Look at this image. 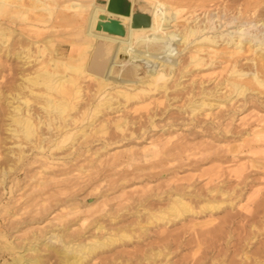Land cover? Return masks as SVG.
Wrapping results in <instances>:
<instances>
[{
    "label": "bare ground",
    "instance_id": "6f19581e",
    "mask_svg": "<svg viewBox=\"0 0 264 264\" xmlns=\"http://www.w3.org/2000/svg\"><path fill=\"white\" fill-rule=\"evenodd\" d=\"M142 1L141 6L144 8L150 26L146 30L143 28L135 29L136 39L133 44L115 40L113 47H106L110 53V61L104 66L103 62L97 59L100 55L98 44L91 48L92 43H95L99 37L97 33H102L105 30L104 19L94 22L91 20V16L93 12H97L109 18L111 12L107 8L105 10L97 9L95 6L96 0H90L89 3L80 0H65L62 3H57V0H0V50L3 47L5 49L9 47L15 32L13 26L18 23L33 29L41 22L47 25V31L50 33L48 37H44L41 41L26 39L27 45H22L13 53H10L9 50L6 53L4 52L6 56L12 55L23 72L26 68L37 66L35 69L20 74L15 93L7 96L6 98L9 97V99L4 101L7 107V122L5 123V130L9 139L7 141L12 144L8 146V152L15 154L16 160L19 161L24 154L25 145L23 143L30 144L31 148L36 149L37 153L41 154L38 156L43 164L41 171H45L47 168L51 170L47 178H40L31 185L32 188H37V193L32 198L19 204V209L24 210L30 205V201H34V203L32 202V224H40L45 220V215L50 214L48 212L54 206L51 200L55 194L62 193L64 189H74V187L82 186V181L79 182L78 179L79 176H75L73 177L75 179H73L70 175H74H72L73 170L79 172L84 167L67 169L68 161L63 157L71 158L68 156L74 153H66V151L72 148L79 139L83 138L82 141L85 142L87 136L92 133L91 131H88V133L87 130L91 125L93 126L99 114L102 115L108 110L111 112L117 111L118 106L124 108L128 103L134 105L135 110L145 109L148 112L145 117L148 125L145 127L140 123L139 129L143 134H147V127H157L155 117L157 115L161 116L167 111L170 112L172 103L180 101L182 102L180 106L174 105L172 107L176 109L177 113L186 116L181 125L200 128L199 131L205 133L216 129L218 134L224 129L230 131L227 123L234 121L235 117L238 119L235 114H242L248 109L264 106V100L260 96L264 94V40L252 44L251 42L254 39L249 36L238 34L235 38L222 39L221 35L208 33L207 23L211 13L208 8L210 6L208 0H177L178 3L176 2L177 4L174 6L173 3L169 4L164 1ZM183 1H191L193 8L188 12L184 11V7L181 5ZM205 1L208 3L205 4ZM232 1L238 2L240 0ZM241 1L244 5L257 2L255 0ZM200 9L204 10L202 17L197 16ZM37 13L43 14L40 22L39 18L34 16ZM241 13L239 10L237 15ZM35 19L36 23L34 22ZM126 21L133 25L134 18H128ZM69 28H79L83 32L91 31L92 33L88 34L90 40H86L84 44L82 43L83 46L81 47H72L66 59L61 60L57 56V59H53V56L59 53L58 48L60 53L67 50V45L61 41L60 34L63 30ZM111 37L112 34L109 33L108 38L111 39ZM191 43L192 45H190ZM71 44H74V42L71 41ZM185 49L186 58L179 59L177 62L176 55L179 51ZM117 56L127 58L129 67L119 70L113 69L112 78L121 82L127 81V83L117 82L120 87L117 86L118 88L111 92L107 90L109 89L110 79H107L106 75L112 66V60ZM241 60L245 61L241 62ZM130 61L140 63V66L141 63L147 66V71L144 72L142 78H137L140 71L139 64L132 65ZM194 70L204 72L201 76L202 79L198 82L192 79L186 86L185 84L181 85L180 79L185 76H192ZM216 78H218V81L212 87H209L207 82L210 83L211 81L212 83V80ZM87 82L88 84H86ZM29 97L41 101L39 108L43 114L42 118L33 116ZM94 98L96 104L92 105L89 102H92ZM114 104H117V106L114 107ZM151 105L153 106L150 108ZM174 108L172 109L174 110ZM200 115L204 119L196 121L195 124L193 121ZM243 117L239 118L240 121L244 120ZM35 118L39 119H37V123L34 122ZM166 118H170V116L168 115ZM83 120H86L87 124L73 131L78 123ZM256 120L257 124L254 127L258 128L252 129L251 132L253 133L264 130L262 129L264 127V117L261 116ZM106 121L104 120L99 128L97 127L100 134L107 131L109 122L106 123ZM202 122L206 123L202 124ZM112 124L114 130L124 133L130 125H135V122L124 117L117 118V121ZM174 125L177 124L171 123L168 125V129H171L168 132L162 129L163 136L156 137L155 140L149 143L147 150H145L150 156L147 160L157 157L159 164H171L175 161H186L190 155L198 152H191L194 149L193 144L191 145L194 142L192 140V142L187 139L178 140L179 142L170 140V137L177 132L176 129H172ZM42 127L45 132L41 131ZM103 147L105 149L102 150H106V146ZM197 148L196 150H198ZM203 148L202 151L205 152ZM202 151L199 152L202 153ZM58 153H64V155L57 156ZM203 155L205 154L203 153ZM38 157L35 159L38 160ZM243 168L245 167L242 165L232 168L231 175L235 179L241 178ZM259 168L261 174L264 175V163H261ZM167 169L172 175L165 180L166 185H170L171 182L174 184L180 180L188 181L192 178L176 177V169ZM9 170H12V168L9 167L7 171ZM0 176H2L0 186L4 188L2 185L5 181V171ZM148 176L155 177L156 175L151 174ZM200 176H206V186L217 181L219 174L213 168L202 170L198 177ZM127 180L124 176L119 181L124 182ZM239 186L240 182L232 188L226 186L224 189L219 185H215L212 187L206 186L203 191H198L192 185L187 184L184 186L175 183L170 185L166 191L152 193L154 200L160 201L163 197L167 199L165 206L162 205L154 210L149 209L147 207L149 197H144L138 201V205L142 206L141 209L137 207L134 213L137 217H141L142 213L147 214L146 224L156 225L161 223V226L165 229L168 223L183 219L186 215L196 217L198 213L204 211L212 213L213 210H219L223 205H228L231 208L233 206L232 200L226 203L225 201H216L214 198L216 195L229 198V196L240 191ZM124 189L125 185H121V192ZM256 194L259 196L254 209L256 212L243 216V219L249 216L248 219L251 220L255 214L264 213V191H257ZM76 198L71 196L63 201L53 199L55 204L62 202L61 205H65L69 202L61 208L66 209L64 212L56 213L57 215L53 216L52 221L59 222L55 224V228L50 227L51 229L45 232L41 231L40 234L33 232L23 245H17L12 242L13 240L4 239L0 249L14 255L11 262H5V264H40L41 258L38 254L40 247H44L45 251L53 253L56 259L54 264H85L88 260L93 259L98 251H104L114 245L116 241L132 238L131 233L121 230L113 235H107L106 233L98 237L93 234L87 240L80 239L79 234L71 232V230H74L71 229V226L77 221L78 225L82 226L83 221L88 216L79 217L75 222L67 220L68 225L64 222V219L68 216L80 213V205L75 202ZM192 198L201 200L198 209L191 204ZM226 198L223 199L226 200ZM105 204L106 202L103 201L101 205L104 207ZM92 205L90 206L92 207ZM16 213L14 212L13 215ZM108 218L110 221H116L117 219L116 216L112 215H109ZM50 221L51 219H49ZM226 222H231L230 218L212 225V228L208 230V235L211 233L214 236L213 233L225 227ZM140 223L141 221L138 220L137 227L145 233L146 227ZM25 224L29 226L30 221ZM93 227L95 232L104 230V225L99 221H95ZM228 229L227 232H229ZM41 238H44V240H41ZM203 238V233L197 234L195 244L200 247ZM260 245L258 258L252 259V264H264V259H262L264 258V244ZM234 247L237 248L235 244ZM167 254L169 252L164 254L163 248L150 249L142 257V260L145 261V264H161V261H157V259L161 255L166 258L168 257ZM248 258L250 257L244 253L239 261L232 264H244ZM216 261L215 259L213 262L216 263ZM217 264H224V261Z\"/></svg>",
    "mask_w": 264,
    "mask_h": 264
},
{
    "label": "rangeland",
    "instance_id": "374dc122",
    "mask_svg": "<svg viewBox=\"0 0 264 264\" xmlns=\"http://www.w3.org/2000/svg\"><path fill=\"white\" fill-rule=\"evenodd\" d=\"M64 1L65 0H57V3H62ZM80 1L87 3L90 2V0ZM156 1H164L169 4L173 3V6L178 3L177 0ZM255 1L257 2H251L250 4L244 5L241 0L238 2H233L232 0H208V5H210L208 8L211 12H209L211 16L209 15V21L207 23L208 33L221 35L222 39H228L231 37L235 38L238 34H241L253 38L254 40L251 42L252 44L256 41L260 42L264 40V24H262L264 23V0ZM208 2L205 1V4ZM108 4L109 0H96L95 6L97 9L105 10L106 8L108 9ZM142 4V0H124V5H129L127 13H114L108 9L111 12L109 18H106L105 15L97 12H93L92 16L90 15L91 20L94 22L104 19V32L107 31V33L112 34L110 39L108 38L109 35L101 36L100 33H97L99 37L95 43L93 42L91 45L92 48L94 45L96 46L98 44L97 46L100 49V55L97 59L102 61L104 66L110 61V53L106 47H113L112 45H114L117 40L119 42L133 44L136 39L135 29L143 28L146 30L150 26L149 20L144 24L142 20L135 18L137 13L146 15L144 8L141 6ZM181 5L186 12L193 8L191 1H183L181 2ZM203 9L205 10V8ZM203 9H200L199 11L197 10L198 13L195 12L198 17H202L204 12ZM239 10L242 13L237 15ZM256 13H259L258 16ZM41 15L43 16L42 13L34 15L39 18V22L42 19ZM112 17L120 19V27L114 26V24L111 23ZM128 18H134L133 25L127 23L126 19ZM34 22H37L36 19ZM13 27L15 28V32L9 47L7 49L3 47L0 50V175L5 171V181L2 185L4 188H1L0 186V248L3 245L4 239H9L10 241L13 240L12 242L17 245H23L27 242L33 232L40 234L41 231L45 232L51 228H55V224H58L59 222L56 220L52 221L53 216L55 217L56 213L64 212L66 209L61 208L69 202L65 205H61L62 202L55 204L53 199L63 201L64 199H69L71 196H74L75 198L77 196L75 202L80 205V213L74 216H68L64 219V222L68 225L69 223H67V220L75 222L79 217L88 216V218L83 221L82 226L78 225V221L71 226V229H74L71 230V232L73 234H79L81 236L80 239L87 240L93 234L98 237H101L106 233L107 235H113L121 230H125L132 234L130 240L123 239L122 241H116L117 243L115 242L114 245H111L104 251H98L97 255L93 259L88 260L85 264H145L142 257L150 249L157 248H163L164 254L169 252V254H167L168 257L163 258L161 255L159 259H157V261H161V264H196L197 262L198 264H217L220 261H224V264H232L239 261L241 255L244 253L250 257L244 262V264H252V259L258 258L260 244H264V213L255 214L251 220L248 219L249 216L244 219L243 216L254 214L256 212L254 209L259 200V196L256 192L264 191V175L261 174L262 172L259 168L260 164L264 163V130L258 133L251 132L252 129L258 128L254 127V125L257 124L256 119L261 116L264 117V106L248 109L242 114H235L238 119L234 116L235 120L227 123L230 131L224 129V131L222 130L218 134L216 129L205 133L199 131L200 128L181 125L186 116L177 113L176 109L172 107L174 105L180 106L182 104L180 101L172 103L171 109L169 110L170 112L166 110L167 112L163 113L161 116L157 115L154 119L157 123V127H147V134H143L139 129L140 123L145 127L148 125L147 119L145 118L148 112L145 109L135 110L134 108L136 107L128 103L124 108L118 106L117 111L111 112L108 110L104 112L105 114H99L93 123V126L91 125L88 128L87 132L91 131L92 133L87 136L85 142L82 141L84 140L83 138L79 139L77 143L70 148L71 150L69 149L67 150L68 152L66 151V153H74L71 156H68L71 158L68 159L63 157L68 161L66 165L67 169H76L79 166L84 167L83 170L79 172L73 170L72 175H74H70L71 178L79 176L78 179L79 182L82 181V186L74 187V189H64L62 192L63 194H55L51 200L54 206L49 210L48 213L50 214H46L45 220L40 224H32V204L34 201H30L31 203L28 202L30 205L24 210L19 209V204L24 200L26 201L29 198H32L37 193V188H32L31 185L40 178H47L51 170L47 168V170L41 171L43 164L38 157L41 154L37 153L36 149L31 148L30 144L23 143V145H25L24 154L19 161L16 160L15 154L8 152V146H11L12 144L7 141L9 140L5 130V123L7 122V107L4 101L9 99V97L6 98L7 96L15 93L16 85L19 83L18 79L23 71L19 64H17L16 60L13 59L12 55L6 56L5 53L8 50L10 53H13L22 45H27L28 42L25 41L26 39L41 41L44 37H48L50 33L47 31V25L41 22L38 23V26L36 27L37 30L36 28L32 29L21 23H18ZM118 28V35H116L115 33ZM91 33V31L83 32L79 28L63 30L60 34V39L67 45V50L60 53V49L58 48L59 55H54L53 59H57V57L61 60L66 59L72 47H81L86 40H90L88 34ZM71 41H73L74 44H71ZM149 42L148 39V43ZM190 45H192V43ZM91 48L89 49L92 50ZM185 52L186 49L178 52V55L175 57L177 58V62L179 59L186 58L187 54ZM244 61L245 60H241V62ZM127 62H129L128 59L122 56H117L112 60V66L106 75V78L110 79V85L108 86L109 89H107L108 91L110 90L112 92L114 89L118 88V83L121 82L112 78L113 69L119 70L124 67L128 68L129 65ZM130 64H139L138 66H140V63H137L136 61H130ZM36 67L37 66L34 65L30 68H26L23 73L35 69ZM139 69L140 71L137 74L138 79L144 76V72L147 71V66L141 63ZM203 73V71L197 72L194 70L192 76H185L180 79L181 85L185 84L186 86L192 81V79L197 82L200 81ZM217 81L218 78L213 79L212 83L211 81L210 83L207 82V84L209 87H212ZM125 82L127 83V81H122L121 83ZM86 84H88V82ZM260 96L262 97V100H264V94H261ZM29 99L31 100L33 116L42 118L43 114L39 108L41 101L37 99L34 100L32 97H29ZM89 103L92 105L96 104L95 98ZM113 106L115 107L117 104H114ZM152 106L153 105H151L150 108ZM160 108H162V106H160ZM172 108H174V110ZM168 115L170 118H166ZM242 116H244V120L240 121L239 118ZM124 117L129 121L135 122V125L132 124L126 131H124V133H119L114 130L112 123L117 121V118L121 119ZM37 119H34L35 123L38 122ZM203 119L204 117L200 115L193 122L196 124V121ZM104 120H107L106 123L109 122V125L107 124V131L104 134H100L98 128ZM208 122H210V120H208ZM171 123L177 124L174 125L172 129H176L177 131L174 134L178 133L176 136L173 134V137H170L172 142H179L178 140L181 141L183 139H187L190 142L194 141L191 143L194 147L191 152L202 151L203 147H205L203 148L205 152H197L194 155H190L186 161H175L171 164H159L157 162V157L147 160L150 156L145 150H147L149 143L152 142V140H155L156 137L163 136L162 129H165V132L171 130L168 129V125ZM204 123L202 122V124ZM86 124V120H83L81 123H78V126H76V129H73V131ZM262 129H264V127H262ZM41 131L45 132V129L43 128ZM131 133L133 134L131 135ZM103 146H106V150H102L105 149ZM196 146L200 147L197 148ZM195 147L198 150H196ZM203 153L205 155H203ZM56 155L63 156L64 153H58ZM36 157H38L37 159L39 161L35 159ZM74 157H76V159H74ZM180 165L181 167H179ZM239 165H242L245 168L241 171V178L235 179L231 175V169L236 168V166ZM9 167H11L12 170L7 171ZM167 168L176 169V177H192L188 181L180 180L175 183L184 186L187 184L192 185L194 189L198 191H203L206 186L212 187L215 185H219L224 189L226 186L232 188L239 182L240 191L235 195L229 196V198L220 197L218 195L215 196L214 199L216 201H225L227 203L232 200L233 206L231 208L228 205H223L219 210H213L212 213L204 211L198 213L196 217L186 215L183 219L168 223L165 229L161 226V223H157L156 225L146 224L145 221L148 220L147 214L142 213L141 217H137L134 211L137 207L138 209H141L142 206L138 205V201L144 197H149L147 202V207L149 209L154 210L162 205H166L167 199L163 197L160 201L154 200L153 194L155 192L166 191L169 189L170 185L175 184H173V182H171L170 185L164 183L165 180L172 175L170 171H167ZM213 168L218 171L219 177L217 181L205 186L206 176H198L201 174L202 170ZM84 170L86 171L84 172ZM161 173L163 174L160 175ZM151 174L156 176L149 177L148 175ZM124 176L128 180L124 182L119 181L120 178ZM1 177L2 176H0V178ZM121 185H125L123 192L120 190ZM21 196L23 197L19 199L18 197ZM223 198H226V200ZM101 201L106 202L104 207L101 205ZM200 201V199L192 198L191 204L198 209ZM91 204H93L92 207L90 206ZM14 212L17 213L13 215ZM109 215L116 216V221H110L108 218ZM229 218L231 222L225 223L226 228H220L217 232L213 233L214 236H212L211 233L208 235V230L212 228V225L218 224L223 219ZM49 219H51L50 222ZM138 220L141 221L140 224L146 227L145 233L137 227L136 223ZM28 221H30L29 226L25 224ZM95 221L101 222L104 225V230L95 232V228L93 227ZM227 229L229 232L226 231ZM199 233L204 234L203 243L200 247L195 244V238ZM41 240H44V238H41ZM234 244L237 248L234 247ZM39 250L38 254L41 258L40 264L55 263L56 259L53 253L45 251L44 247H40ZM13 256V254L0 249V264L11 262ZM215 259L217 260L216 263L213 262ZM154 261L156 262V260Z\"/></svg>",
    "mask_w": 264,
    "mask_h": 264
},
{
    "label": "water",
    "instance_id": "95a60500",
    "mask_svg": "<svg viewBox=\"0 0 264 264\" xmlns=\"http://www.w3.org/2000/svg\"><path fill=\"white\" fill-rule=\"evenodd\" d=\"M128 7L129 5H124V0H109L108 9L114 13H127ZM135 18L142 20L144 24L147 23L146 21H148L147 16L141 15L140 13H137Z\"/></svg>",
    "mask_w": 264,
    "mask_h": 264
},
{
    "label": "crops",
    "instance_id": "0c3cea01",
    "mask_svg": "<svg viewBox=\"0 0 264 264\" xmlns=\"http://www.w3.org/2000/svg\"><path fill=\"white\" fill-rule=\"evenodd\" d=\"M111 23H113L114 26H117V27H120L121 26V23H120V19L119 18L112 17ZM114 31H116V30H114ZM118 31H119V28H118V30L115 33L116 35H118ZM109 32H110V30H109ZM100 34H101V36H103V35L104 36H108L109 35V33H107V31H105L104 33L103 32L102 33L100 32Z\"/></svg>",
    "mask_w": 264,
    "mask_h": 264
}]
</instances>
